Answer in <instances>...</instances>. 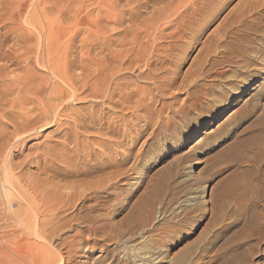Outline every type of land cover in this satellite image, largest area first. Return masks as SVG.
I'll return each mask as SVG.
<instances>
[{
    "label": "rangeland",
    "instance_id": "1",
    "mask_svg": "<svg viewBox=\"0 0 264 264\" xmlns=\"http://www.w3.org/2000/svg\"><path fill=\"white\" fill-rule=\"evenodd\" d=\"M54 1L41 3L29 21L24 19L23 12L29 0H0V19H3L0 52L67 51L74 75L80 71L79 57L87 51L93 55L100 52L101 58L96 57V61L108 63L112 73L110 88L116 94L109 102L82 99L85 95L82 94L78 100H69L67 108L60 113L58 125L38 129L33 134L11 138L7 135L0 141L4 147L0 179L8 174L5 187L11 192L10 198L5 199L0 187V264H38L28 256L43 252L49 255L48 264H230L232 259L233 264H264V240L254 242L261 236L255 224L261 212L244 209V202L252 194L249 189L247 193L241 190L243 182L252 180V173H246V167L232 172L226 161L231 146L249 137L240 133L244 126L236 130L239 131L234 134L239 135L235 136L237 139L227 136L232 135L231 129L239 121L233 115L254 104L255 113L250 121L255 129L264 130V0H208V8L202 15L196 12L190 25L175 37L172 32L176 28V16L164 19L158 28L145 33L152 25L150 13L158 7H153L152 1L147 6L146 0H116L118 9L111 13L115 20H120L121 13L123 25L122 22L117 26L112 22L101 23V28L108 29L105 34L94 30L90 33L94 14L92 19L89 16L79 25L73 17L40 16L43 8ZM201 2L191 7L190 0H180L179 5L196 10ZM21 4L24 9L14 27L9 14L12 10L13 15ZM187 11L184 14H191ZM146 20L150 21L149 25H143ZM46 22L55 30H65L50 38L51 44L33 28L35 24L44 28ZM136 22L141 23L140 30L128 28ZM10 27L29 30L32 35L11 34ZM124 32L125 42L141 32L138 44L132 41L121 47ZM126 49L130 67L124 73H117L112 62H105L101 56L106 51ZM210 50L240 51L251 59L229 69L237 72L242 65L250 66L241 75L247 76L248 81L236 90L237 95L233 93L220 106H202L201 110H209L208 113L200 115L199 109L190 113L186 110L190 98L207 81V71L221 70L219 64L225 60L218 53L207 56ZM19 62L14 74L21 75L29 65L21 59ZM31 63L38 76L49 75L34 60ZM0 66H7V72L16 68L6 59L0 60ZM95 68L96 65L92 66ZM120 77L129 78V90L133 93L130 104L121 98L124 84L118 81ZM0 120L9 123L8 118ZM83 120H86L83 126L74 127V122ZM70 129H75L76 135L65 139L64 134ZM245 129L251 132L250 128ZM170 133L176 141H167ZM190 133L194 139L187 141ZM231 139H236V143L232 144L235 140ZM255 140L264 143L257 136L253 139L257 147L261 144ZM253 148L248 150L253 153ZM252 153L248 155L258 152ZM43 164L48 169L37 172ZM74 165L78 166L77 170ZM212 167V180L203 184L206 191L199 185L195 192L189 190V182ZM212 187L218 194L213 213L205 206L204 212L197 213L202 217H197L195 223L182 221L183 210L189 204L206 202ZM155 189L158 193L152 196ZM95 190L98 198L84 205L68 197L87 196ZM148 206L153 209L150 215ZM47 209L55 211L53 218L63 222L64 227L44 242L25 228L30 230L35 222L52 218L46 215ZM35 212L42 215L39 220ZM227 224L233 226L220 229ZM92 225L103 228L96 238L92 236ZM79 232L82 235L76 242L74 238ZM249 233L250 238L244 240ZM261 233L264 234V229ZM87 237L94 243L84 245Z\"/></svg>",
    "mask_w": 264,
    "mask_h": 264
},
{
    "label": "bare ground",
    "instance_id": "2",
    "mask_svg": "<svg viewBox=\"0 0 264 264\" xmlns=\"http://www.w3.org/2000/svg\"><path fill=\"white\" fill-rule=\"evenodd\" d=\"M29 1L31 4L28 3L26 6V10L23 8L24 9L23 12L26 14V18L24 17V19L31 21L32 15L35 13V11L41 5V3H43L46 0H29ZM150 1L154 3L153 7L154 6H158V7L155 8L150 13L152 17L151 19L152 25L149 26L145 30L146 34L158 28L159 23L163 21L164 19L170 16L172 17L176 16L175 17L176 22H174V25L176 26V28L174 29V31L172 30L173 32L171 31L172 35H174L175 37V34L179 33V31L184 30L185 27L187 28L190 25V22L193 20L196 12H200L201 14L203 13V10H206V8H208V0H201L203 1V3L201 2L200 3L201 7L199 6H198L199 8L196 7L197 8L196 10H194L193 8L191 10L189 6L184 7V4H183V7L180 6L179 5L180 0H146L145 5L147 4L148 6ZM199 1L200 0H190V3H191L190 6L192 7L195 4L197 6L198 5L197 2ZM22 4L18 6V9L16 10L15 13H13V15H11L12 13V10H11V13L9 14V18L7 17L10 23L14 27L16 26L15 24L20 19L21 12H22L21 10H23ZM117 7H118V3L116 0H55L49 6L43 8L40 16L45 17L46 15L50 14L60 19H68L70 17H73L76 21V24L79 25V24L84 23L89 16L91 18V16L94 14L96 15V18H94V21L93 20L90 21V28H89V30L91 29L90 33H92V31L94 30L95 33L101 31V34H105L108 29L106 30L105 28H101L99 26L101 23L112 22L115 24V26H117L118 24L122 22L121 13L119 15L120 20H115L114 19L115 17L112 16L113 13L111 12L115 11ZM187 10H190L191 14L189 15L184 14L188 12ZM2 20L0 19V23H2ZM32 20H35V19H32ZM48 23L51 24L49 21ZM43 24H45V21L43 22ZM121 24L123 25V22ZM149 24H150V21H147V20L144 21L143 23V25H149ZM4 25H7V24H4ZM169 26L167 27L169 28ZM140 27H141V23L128 26L129 29L133 28V31L140 30ZM33 28L38 33L39 37L44 36V38L48 40L50 38H53V36L57 34H61L65 32L64 28H58L56 30L51 28L50 26L47 25V22L44 28L39 27L36 24L33 25ZM21 29L22 28H20L19 30L11 28V30L10 29L8 30L11 32V34H16L17 32H20V33L26 32L27 36L32 35L29 30L24 32V31H20ZM127 33L132 34L131 31L130 32L127 31ZM140 34L141 32L132 35L130 40L125 42V39L127 38L126 37L127 34L124 32L123 38L121 39V42H122L121 47H125L127 44L132 43V41L138 44ZM51 43L53 42H50V44ZM0 44H1V39H0ZM48 47L47 49H50V47L49 48ZM128 51L129 50L127 49L125 51L123 50V51H117V52L106 51L103 55L101 54V56H103V58L106 59L105 62L107 60L112 62L114 66L113 69H116L117 73H120V72L124 73V71H127L130 67V59H129ZM98 53L100 54V52ZM98 53L96 54L94 53L93 55L91 51H87L82 55V57H79L78 59L80 63H79L78 68L80 69V71L79 72L77 71L78 74L74 75L72 71L73 65L71 64L69 60L70 55H69V52L67 51L66 52L63 51V53L61 51H46V50L41 51L40 53L26 51L21 54H17L16 52H13V53L11 52L1 53L0 52V60L6 59V62L9 63L12 66V68L13 66L16 67L14 68L13 71L7 72L8 70L7 66H0V118L9 119V123H5L4 120L3 121L0 120V126L3 127L2 129L0 128V141L3 138H5L7 135L9 138H11L16 135L21 136L25 134H33L38 129L45 130V129L50 128L51 126L58 125L60 123L58 119L59 116L61 115L60 113H62V111H64V109L67 108L69 104L68 103L69 100L70 99L73 101L78 100V97L82 94H85L82 99L92 98L97 101L98 100L101 101L105 99L109 102L112 99L113 95L116 94V91L114 89L111 90L110 88L112 73L111 74L109 73L108 63L102 64L101 63L103 62L102 60H100L99 64L97 63L96 57H98L99 55ZM211 53L212 54L218 53L219 57L221 58L225 57L224 58L225 60L219 64V69L221 70L216 71L217 69L216 70L210 69L209 71H207L206 76L204 75L207 81L204 82L202 85H200V88L191 96L190 102L186 108V110L188 109L190 113L195 112L198 109L200 110V113H199L200 115L201 113H204V112L208 113L209 110L207 111L201 110L202 109L201 107L202 106L210 107L213 105H214L213 107H216V105L220 106V104H222L224 101H227L233 93H234L233 95H237L236 90L240 86L245 85L248 81L247 76H241V75H243V72L247 71L250 68V66L242 65L240 66L242 68L237 72H233L231 70L229 71V69L235 68L237 66V63H239L242 60L244 61V60H251V59H247L246 57H244L242 54H240V51H220L219 52V51L210 50L207 56L210 55ZM20 59L22 63L26 62L29 65V68L22 71L21 75L14 74L15 71H17V68L19 66ZM32 60H34L37 66L41 67L44 72L49 73V75L47 77L44 76L43 74H41V76H38L36 74L37 73L36 67L31 63ZM94 65H96V68L92 69V66ZM224 66H226L228 70H226ZM19 70H21V68H19ZM118 81L124 84V92L121 98L124 100L125 104H128L130 102L131 94H133L129 90V82H128L129 78L120 77ZM114 86L118 87V84L114 83ZM108 89L110 90L108 91ZM254 106H255L254 104L251 105V108H249L248 106H245L246 108L245 110H243L242 112L239 111L238 113L233 115L234 119H239V121L232 127L231 129V131H233L232 135H227V136H233V138L237 139L239 135L237 134L234 135V134L238 133L239 131L236 132V130L240 128L241 126H244L241 129L240 133L242 135L247 134L249 135V137L247 136L244 141L239 140L237 141V143H236V139H233L235 140V142H232V144L233 143H236V144H234V146L231 144L232 148L227 151L228 156L226 157V161L230 164L228 168L232 169V172L236 171L235 169L238 170L239 168L246 167L245 170L247 171L248 169L246 173H249V174L252 173L251 174L252 180L243 182L241 190H242V193H247L246 190L249 189V192L252 194V197L248 199L246 202H244L245 203L244 209L247 210V212H251L255 209L261 212L260 216H258V219L255 223L257 228L260 230L259 233L261 236H258L254 242L259 243L260 241L264 240V234L261 233V230L264 229V143L261 142V140L264 142L263 135H262L264 134V130L263 128L255 129L253 121H250L253 118L254 113H255L254 108H253ZM126 108L128 111L129 106H127ZM82 122H86V120H83L80 122L76 121L73 123V125L75 128H78L80 126H83ZM245 128H248V129L250 128L251 132L250 133L245 132L246 130ZM6 130H9L10 132L8 131L6 132ZM189 131L191 132L192 130H189ZM75 135H76L75 129H70L69 133L64 134V138L69 139L70 136H75ZM235 136H238V137H235ZM257 136L261 139L260 140L261 143H257L255 140V143L261 144L258 147L256 146V144L253 143V139L254 138L256 139ZM186 138H187V141H190L194 139V134L190 133L188 134ZM167 139H168L167 141H170V142L176 141L175 136L172 135L171 133L167 136ZM252 147H254L253 153L250 151ZM254 150L258 153H255ZM3 153H4V147L2 146V144H0V157L2 156ZM251 153L252 154L255 153L256 155L255 154L248 155ZM37 162L40 164V161H37ZM73 167H74V170L78 169V166L76 165H74ZM178 168L179 166H177L176 171L178 170ZM47 169L48 168H46V166L43 164L37 168V172L41 173ZM213 170L214 168L212 167L208 169V172L203 171L199 177L194 179V181H191V183L189 182V185H188L189 190H192L195 192L198 189V187H196L198 185H199V188L202 187L201 189L205 190L206 186H204L203 184L208 182L209 180H212L214 176ZM80 171H76V174H79ZM165 177H167L168 179L170 178L169 175ZM8 178H9L8 174L6 173L3 180L0 179V187L2 188L1 190H3V197L5 199L10 198V194H11V192L5 187V182H7ZM67 190H64V191H67ZM68 193L71 194V191ZM157 193L158 191L156 189L153 190L152 196H156ZM66 195H67V192H66ZM208 195H209V199L206 202H203L202 204H198V205L189 204L190 207L188 206L186 209L183 210L184 216H183L182 221L193 224V222L198 217L197 213L204 212L205 206H208V210H207L208 212L213 213L215 204L217 205L218 203V202L216 203L217 201L216 198L218 195L216 189L212 187ZM68 197L75 198V201H80V203L84 205L87 202L96 200L98 198V192L95 190L89 193V195L87 196L81 195V196L74 197V195H71ZM189 201L192 202L193 200H189ZM59 206L60 205H58V207ZM148 207L149 208H148L147 213L150 215L152 214L153 209H152V206H148ZM35 209H36V206H35ZM40 211L42 212V210ZM54 212H55L54 210L47 209L46 215L52 218L46 221L37 222V224L35 222L32 225V228L30 230L27 228H25V230L31 231V234L35 236L36 238H38V240L40 238H42L43 241L47 239H51L57 232L60 233V231L64 227L63 222H57L55 220L56 217L53 218ZM39 213L35 212V217L38 220H39V217L42 216L41 214L39 216ZM201 217H202V214H200L198 218H201ZM86 223H88V221H86ZM228 226H233V225L232 224H227L225 226L222 225L220 229L223 227L226 228ZM91 227H92V230H91L92 236L94 238H96L99 235V233H101L103 230V228L102 229L99 228L101 226L96 227L92 225ZM81 235H82V232L81 233L79 232L77 236L74 238V241L77 242L76 238L80 237ZM249 238H250V233L249 235L247 234L244 237V240L249 239ZM110 240L112 239H109L108 241ZM91 241L93 240L87 237V239L84 242V245L89 244ZM28 258L31 262L38 263V264H48L49 262V255L46 252L29 255ZM233 260L234 259H232V263L230 264L235 263V260L234 261Z\"/></svg>",
    "mask_w": 264,
    "mask_h": 264
}]
</instances>
